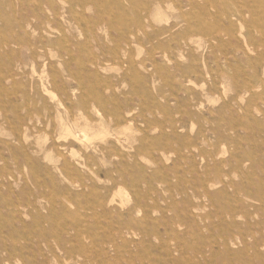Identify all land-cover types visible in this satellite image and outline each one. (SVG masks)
<instances>
[{
  "label": "rangeland",
  "instance_id": "obj_1",
  "mask_svg": "<svg viewBox=\"0 0 264 264\" xmlns=\"http://www.w3.org/2000/svg\"><path fill=\"white\" fill-rule=\"evenodd\" d=\"M0 264H264V0H0Z\"/></svg>",
  "mask_w": 264,
  "mask_h": 264
},
{
  "label": "bare ground",
  "instance_id": "obj_2",
  "mask_svg": "<svg viewBox=\"0 0 264 264\" xmlns=\"http://www.w3.org/2000/svg\"><path fill=\"white\" fill-rule=\"evenodd\" d=\"M263 75V74H262ZM51 93V92H50ZM71 134V133H70ZM109 230V229H108Z\"/></svg>",
  "mask_w": 264,
  "mask_h": 264
}]
</instances>
